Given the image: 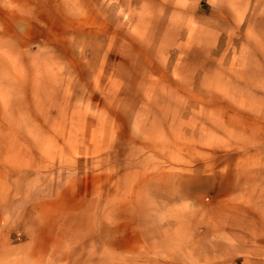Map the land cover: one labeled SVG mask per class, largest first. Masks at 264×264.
<instances>
[{"label":"rangeland","instance_id":"1","mask_svg":"<svg viewBox=\"0 0 264 264\" xmlns=\"http://www.w3.org/2000/svg\"><path fill=\"white\" fill-rule=\"evenodd\" d=\"M0 264H264V0H0Z\"/></svg>","mask_w":264,"mask_h":264},{"label":"bare ground","instance_id":"2","mask_svg":"<svg viewBox=\"0 0 264 264\" xmlns=\"http://www.w3.org/2000/svg\"><path fill=\"white\" fill-rule=\"evenodd\" d=\"M8 7V6H7Z\"/></svg>","mask_w":264,"mask_h":264}]
</instances>
